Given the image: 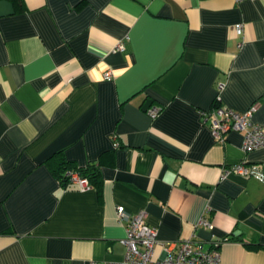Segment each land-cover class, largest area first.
<instances>
[{"label": "crops", "instance_id": "obj_1", "mask_svg": "<svg viewBox=\"0 0 264 264\" xmlns=\"http://www.w3.org/2000/svg\"><path fill=\"white\" fill-rule=\"evenodd\" d=\"M24 2L0 0V264H119V205L161 241L264 264V180L223 174L264 172V146L245 151L236 130L219 142L203 117L259 100L264 128V0ZM59 153L99 162L102 189L61 184Z\"/></svg>", "mask_w": 264, "mask_h": 264}, {"label": "built area", "instance_id": "obj_2", "mask_svg": "<svg viewBox=\"0 0 264 264\" xmlns=\"http://www.w3.org/2000/svg\"><path fill=\"white\" fill-rule=\"evenodd\" d=\"M241 1V0H237ZM237 32L242 31V23L236 25ZM117 49L124 48V42L117 43ZM113 71L107 69L103 77L111 79ZM222 87L223 83H219ZM219 98V97H218ZM260 107V101H254L244 112L236 111L232 107L222 103H215L214 107L203 111L205 122H208L212 132L219 142H224L226 133L229 131H243V148L250 151L264 146L263 124L254 121V115ZM151 117H156L161 106L149 105L147 108ZM115 144L119 141L115 137ZM236 172L243 175L254 176L259 180H264V172L256 163L240 161L234 165L224 167L223 174ZM73 183L80 189L90 187L89 181L85 177H80L77 173L72 176ZM119 219L126 221L127 235L123 239L126 245L124 259L119 264H219L220 251L217 247L205 250L202 245L194 240V236L182 240L161 241L158 238L157 228L147 222L146 211L140 210L136 213H128L123 205L117 207ZM212 228L213 222L204 215L197 222L198 226ZM160 245L161 252H157Z\"/></svg>", "mask_w": 264, "mask_h": 264}, {"label": "trees", "instance_id": "obj_3", "mask_svg": "<svg viewBox=\"0 0 264 264\" xmlns=\"http://www.w3.org/2000/svg\"><path fill=\"white\" fill-rule=\"evenodd\" d=\"M13 3L15 11L23 10L25 8L24 0H9ZM153 105V104H151ZM56 158H49L51 165L54 168L57 178L64 186L69 183H73L72 176L77 173L80 177H85L88 179L90 187H96L97 189H102V177L100 172L99 162H89L84 165H79L72 160L65 158L62 153H59Z\"/></svg>", "mask_w": 264, "mask_h": 264}, {"label": "water", "instance_id": "obj_4", "mask_svg": "<svg viewBox=\"0 0 264 264\" xmlns=\"http://www.w3.org/2000/svg\"><path fill=\"white\" fill-rule=\"evenodd\" d=\"M149 103H150V101H148V102L146 103L145 108H146V107L148 108V105H151V104H149Z\"/></svg>", "mask_w": 264, "mask_h": 264}]
</instances>
